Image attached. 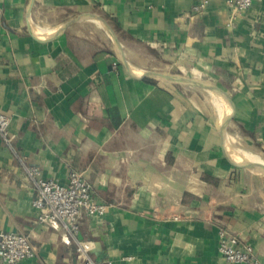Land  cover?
<instances>
[{
  "label": "crops",
  "instance_id": "obj_1",
  "mask_svg": "<svg viewBox=\"0 0 264 264\" xmlns=\"http://www.w3.org/2000/svg\"><path fill=\"white\" fill-rule=\"evenodd\" d=\"M0 0V230L35 248L16 264H81L38 219L24 165L82 173L101 216L78 237L110 264H264V0ZM167 74L218 87L206 89ZM0 264L1 261H0Z\"/></svg>",
  "mask_w": 264,
  "mask_h": 264
},
{
  "label": "built area",
  "instance_id": "obj_2",
  "mask_svg": "<svg viewBox=\"0 0 264 264\" xmlns=\"http://www.w3.org/2000/svg\"><path fill=\"white\" fill-rule=\"evenodd\" d=\"M210 0H196L191 9L201 12ZM254 0H226L231 16L248 9ZM10 117L0 112V136L11 148L12 141L9 131ZM26 176L35 189L32 205L38 209V219L47 224H55L64 235L72 241L76 256L81 264H110L107 259H96L91 255V243L80 239L78 233L84 217L101 216L107 205L98 202L94 197L91 183L81 172L70 169L67 181L60 184L55 179H45L37 166L24 165ZM218 249L224 258L235 264L256 263L253 248L235 235L227 236L219 232ZM35 248L28 237L21 233L0 230V261L2 264H16L32 257Z\"/></svg>",
  "mask_w": 264,
  "mask_h": 264
},
{
  "label": "water",
  "instance_id": "obj_3",
  "mask_svg": "<svg viewBox=\"0 0 264 264\" xmlns=\"http://www.w3.org/2000/svg\"><path fill=\"white\" fill-rule=\"evenodd\" d=\"M159 75L162 76V77L168 78V79H172V80L188 83L190 85L192 84V85H196V86L203 87V88H206V89H211V90H216V91L223 92L218 87H216L214 85L207 84V83H201V82H198V81H195V80L185 79V78L172 76V75H167V74H159Z\"/></svg>",
  "mask_w": 264,
  "mask_h": 264
}]
</instances>
